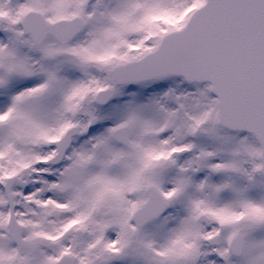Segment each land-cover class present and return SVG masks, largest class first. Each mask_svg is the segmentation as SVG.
Here are the masks:
<instances>
[{"label":"snow or ice","instance_id":"snow-or-ice-1","mask_svg":"<svg viewBox=\"0 0 264 264\" xmlns=\"http://www.w3.org/2000/svg\"><path fill=\"white\" fill-rule=\"evenodd\" d=\"M0 264H264V0H0Z\"/></svg>","mask_w":264,"mask_h":264}]
</instances>
